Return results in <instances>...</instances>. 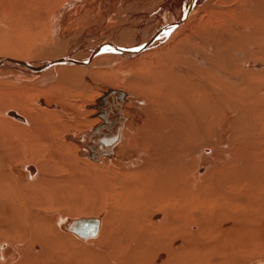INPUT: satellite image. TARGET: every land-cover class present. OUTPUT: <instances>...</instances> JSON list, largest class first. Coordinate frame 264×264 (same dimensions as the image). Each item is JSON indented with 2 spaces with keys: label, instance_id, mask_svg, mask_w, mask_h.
Returning <instances> with one entry per match:
<instances>
[{
  "label": "bare ground",
  "instance_id": "1",
  "mask_svg": "<svg viewBox=\"0 0 264 264\" xmlns=\"http://www.w3.org/2000/svg\"><path fill=\"white\" fill-rule=\"evenodd\" d=\"M45 1L0 0V16L21 28ZM101 1L108 0L65 2L50 13V29L58 35L65 17L79 18L77 5L105 15ZM218 1L137 0L138 13L149 2L155 11L132 28L136 45L102 37L83 55L78 48L35 62L0 55V71H25L27 82L59 76L55 87L65 89L30 108L0 83V264H264V133L245 118L264 109V19L239 24L238 14L215 12L232 0ZM150 17L159 27L139 41L151 33ZM215 19L220 25L201 31ZM77 21L69 28L78 30ZM84 80L114 87L83 109L101 122L59 137L67 127L45 119L82 105L91 91ZM72 89L79 96L69 102ZM117 129L112 148L83 145ZM89 217L100 220L96 235L70 232L72 220Z\"/></svg>",
  "mask_w": 264,
  "mask_h": 264
},
{
  "label": "rangeland",
  "instance_id": "2",
  "mask_svg": "<svg viewBox=\"0 0 264 264\" xmlns=\"http://www.w3.org/2000/svg\"><path fill=\"white\" fill-rule=\"evenodd\" d=\"M51 1L54 4L50 3ZM70 1L71 0H67L65 2H70ZM72 1H74V0H72ZM109 1L110 0H108L106 2H102V1L100 2L101 5L104 3V8L106 9V14L105 15L102 14L101 10L95 12V14L93 12L92 13L90 12L91 13L90 14L88 12V10H87L88 8L86 9V7H84V6L81 7V5L80 6L77 5L76 6V10L79 9V12H81L79 18L75 17V13L71 14V15L67 14L69 17H65L64 19H65V21H66V19L69 20V21L67 20L66 23H65L68 26L64 27L62 32L60 34H58L59 36L56 35L53 32L52 29H50L51 27H50V24H49V20H47V19L50 18V16H51L50 13L54 14L56 11H58L60 9V7L62 8L64 6L65 2L60 5V3L57 2V0H46L45 3L41 5L42 7L36 4V6H35V9L37 7L36 12H35L36 16L34 17V19H30V20H28V18L25 17L24 18L25 22H23L24 26L22 25L21 28L19 27L20 25L19 26L17 25L18 27L14 26V25H11L9 23L8 19H7V17H8L7 13L4 14V15H3V13H1L2 15L0 16L1 17L0 18V55L1 56L15 57V58H18V56H19V58L21 57L22 59L30 60V61H33V62L39 61V60L42 61L44 59L45 60H48V59L52 60L53 57H54L53 59H56V57H59V56L60 57L68 56V55L72 56L71 52L75 48H78L76 50V52L78 54L83 55V54L87 53V48L88 47H90L89 50H91V48H96V45L97 46L103 45V42H104L103 38H106V37L107 38H115L116 40L118 39L119 41H125L124 43L127 42V45H131V44L132 45H134V44L136 45L138 43L137 42V40H138L137 37L138 36L136 37V36L132 35V32H131V31H133L132 28L133 27H134L133 29L137 28V26L140 23L139 20L141 21V17L143 15H147V17H148V14L150 15L153 11H155V9L153 7H151V6H153L152 4H154V3H152V2L147 3V6H145V9H141V13H138L139 10H137V8L135 7V3H136L137 0H132L130 3L128 2V0L127 1L126 0H123V1L120 0L121 2L119 1V4H118V0H111V2H109ZM164 1H166V0H164ZM179 1H182V0H179ZM112 2H113L114 6L111 4ZM227 2L229 3V1H227ZM217 3H218V5L220 4V2L218 0H217ZM107 4L108 5L110 4V5L108 6ZM56 5H57V7H56ZM118 5H121V7H119L120 10L117 8ZM38 6L40 8H38ZM223 6H224L223 8L221 7L222 9L216 8L217 10H215V12L224 13V14L232 15V16H235V15L238 14L236 17H234V20H238L239 24L240 23L242 24L243 22L246 23L249 20L252 21V20L258 19L257 20V22H258V21H261V20L264 19V17H263L264 16V0H232L229 4L223 5ZM107 7L108 8H115V7L117 8L116 9L117 12H116V10L112 11L113 16H115V17H113L111 15H107V14L110 13L107 10L108 9ZM128 7H130V8H128ZM80 8L86 9L85 12L84 11H80ZM142 8H144V7H142ZM179 8L180 7H176V9L174 8L175 9L173 11L174 12V17H177L179 15ZM227 8H229V9L227 10ZM149 9L151 10L150 13H149ZM142 10H143V12H142ZM145 10H147V11H145ZM237 10L239 12H237ZM72 11H75V7H74V10H72ZM120 11H121V13H120ZM82 12H84V13H82ZM26 13L28 15H30V14H32V10L27 11ZM90 15H91V17H90ZM169 15H170L169 13L166 14V19L170 17ZM238 16H239V18H238ZM241 16L243 17V19L240 20V18H242ZM249 16H251V17L253 16V17L250 18ZM72 17H74V18L72 19ZM258 17H260V18H258ZM75 19H76V21L80 20V21H77L78 22L77 25L82 24V25H79L78 27L80 28V27L83 26L84 29H82L83 28L82 27V28H80V29L78 28V30H76L77 29L76 28L75 29L76 31H75V30H73L75 28V26L73 27V29L69 28V26H71L72 21H74ZM144 20H145V24L144 23L143 24L145 26L147 25L146 27L145 26L144 27L145 28L150 27L148 29H149V31L151 33H149L148 31H146L147 33H144V31H145L144 29L145 28L142 29V31L143 30L144 31L141 33L139 41H143L142 39H146L147 35L152 34V32H154L155 29L157 30L158 27H159V26H157V25H159L158 24V19H156L154 17L146 18ZM144 20L142 22H144ZM216 20L217 19H215V21ZM76 21L73 22V23H76ZM90 21L92 22V24H91ZM166 21L170 22L171 20L167 19ZM215 21L212 24L208 21L210 23V25H209L208 22L201 23V24H203V25L200 26V29H202L201 31H205L203 29H206V25L208 27L206 30H208L209 27L212 28L216 24L220 25V22H219L220 20L219 19L216 22ZM217 22H219V24ZM73 23H72V25H73ZM33 24H34V26H32ZM151 27L154 28L153 31H151ZM102 28H105V29H102ZM70 29H72V30H70ZM148 29H146V30H148ZM69 31H71L70 34L68 33ZM114 33H115V36H114ZM101 34H103V35H101ZM98 35H99V38H97ZM56 36H58V37H56ZM52 42H55V43H52ZM81 45H84V47L81 46ZM79 49H80V51H79ZM56 54H58V55H56ZM10 71H11V73H10ZM17 71L19 73L20 72L21 73L19 74ZM2 72H4L5 74L2 73ZM6 73H9V74L7 75ZM22 73H23V71H19V70H16L14 68H12V69L9 68V67L8 68H4V69H2L0 71V74H3V75L0 76V83L2 82L1 84L3 85V87H2L3 90L7 88L8 90L11 89L12 91L11 90L10 91L13 92V90L16 89L15 90L16 91L15 95H16V97H18L21 100V104H22V102L23 103L25 102V104L27 103L26 105L30 106V108H35L34 106L32 107L31 104L38 97H40V96H51V98L53 99V97L55 98V95L60 91V90H58V89H60V87H61L60 93H63L62 91L65 90L62 86H60L58 89L55 87V85L58 82L57 80H58L59 76H57L55 78V80L51 81V83L50 82L49 83H42L40 78L31 79V81L28 80V82H27V80H25V78H26L25 74L27 75V73L25 71L23 73L24 75ZM16 74H17V76H15ZM5 75H6V77H4ZM57 75H58V73H57ZM8 76H10L12 79H10ZM14 77H17L16 83L13 81ZM115 77H118V76H115ZM21 80H24L25 82L22 81L20 83L19 81H21ZM9 81H11L12 83L9 82ZM84 81H85V83L88 82L86 80H84ZM17 82L20 83L21 85L18 84ZM36 82H38V83H36ZM88 84L86 83V85L91 89V91L89 93L84 94V96L86 95L87 97L82 96L83 94L79 97L81 104L84 105V106L79 105V107L77 106V109H75L76 107H71L74 110L73 109H69V111L71 110L69 112V114L72 113L71 115L68 114L69 117L65 116V117L59 118V119L51 117L52 119L49 118L51 121L48 120V119H45L46 123L49 121L48 123H50V124L56 123L57 125L61 124L62 126L65 125V127H67L66 131L64 133H62V132H58L57 133V135L59 137H61L63 134L65 136H68V134H71L72 136H75V135L77 136V134H83L85 132H89L91 127H94V126H96L98 124V123H95V121H93V120L98 119L101 122L100 118H95V117H93V115L91 117H88L89 113L85 114V112H88V111L87 110L84 111L83 109H86L91 104H93V106H94L96 100L100 99V97H102V95H101L102 92H104L106 89L114 88V87H111L110 85H108V84H106L104 82L102 83V82H100L98 80H96V82L93 80L92 84L89 83V82H88ZM17 88L19 90H17ZM24 88H25V90L27 89V91H24ZM75 90L76 89H72V94L71 93L70 94L66 93L67 96H68V98H67L68 101H69V98H71L72 95L73 96H79L76 92H74ZM26 94H27V96L29 98L25 97ZM24 97L26 98V101H28V102L25 101ZM261 97H264V95H261ZM22 98H23V100H22ZM82 100H83V102H82ZM69 102H71V101H69ZM80 107L81 108L83 107V108L81 109ZM72 111L73 112L75 111V112L73 113ZM263 111H264V109L261 111L262 114L260 113L259 116L258 115L255 116V117L252 116L251 118H250V116L249 117L246 116L245 117V118H247L246 121L251 119V120H249L251 122L248 123L247 127H249V126L250 127H256L258 130H261L264 133V121H263L264 120V113H263ZM141 114H143V116L145 115L144 112L141 113ZM77 115L79 116V118L77 117ZM236 115H237V117H236V119H237L238 116H239V113L236 114ZM260 115H261V117H260ZM75 116L77 117V119H76ZM72 117L75 118V119L72 120L71 119ZM259 117H260V119H258ZM261 118H263V119H261ZM260 123H261V125H260ZM254 125H256V126H254ZM76 130H78V131H76ZM263 147H264V143H263ZM105 202L107 203L108 201H105ZM104 207H106V204H104V206L103 205L99 206V209L102 210V208H104ZM164 211L165 210H162L160 213H162ZM162 221L163 220H161L159 223H161ZM212 224H214V223H212ZM223 224H226V223H222V225ZM246 260H249V259L246 258ZM234 264H237V263H234Z\"/></svg>",
  "mask_w": 264,
  "mask_h": 264
},
{
  "label": "water",
  "instance_id": "3",
  "mask_svg": "<svg viewBox=\"0 0 264 264\" xmlns=\"http://www.w3.org/2000/svg\"><path fill=\"white\" fill-rule=\"evenodd\" d=\"M120 129V128H119ZM117 135H113L111 138H106L105 135L91 136L88 138V141H83L84 146H88V148L91 149H106V148H112L115 144V140H117L119 137V130L117 129L116 132ZM93 135V134H92ZM86 138V137H85ZM100 225L99 218H78L72 220V223L70 224L69 230L70 232H73L75 235L86 238L88 236L96 235L98 232V228Z\"/></svg>",
  "mask_w": 264,
  "mask_h": 264
}]
</instances>
